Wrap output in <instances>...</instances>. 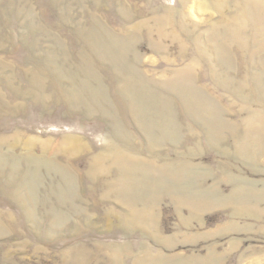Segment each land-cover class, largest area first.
Instances as JSON below:
<instances>
[{
  "label": "rangeland",
  "instance_id": "rangeland-1",
  "mask_svg": "<svg viewBox=\"0 0 264 264\" xmlns=\"http://www.w3.org/2000/svg\"><path fill=\"white\" fill-rule=\"evenodd\" d=\"M0 264H264V0H0Z\"/></svg>",
  "mask_w": 264,
  "mask_h": 264
},
{
  "label": "bare ground",
  "instance_id": "bare-ground-1",
  "mask_svg": "<svg viewBox=\"0 0 264 264\" xmlns=\"http://www.w3.org/2000/svg\"><path fill=\"white\" fill-rule=\"evenodd\" d=\"M256 3H259V2H255L254 4H256ZM136 28H138V26H136L135 27V29ZM96 56V55H95ZM76 57V56H75ZM89 57V56H88ZM71 58V57H70ZM77 58V57H76ZM86 58V57H85ZM78 59V58H77ZM90 59V58H89ZM99 59V58H98ZM71 60V59H70ZM82 60V59H81ZM93 60V59H92ZM91 60V61H92ZM144 60V59H143ZM89 62V61H88ZM94 62V61H93ZM144 62V61H143ZM146 63V62H145ZM144 63V64H145ZM90 64V63H89ZM104 64V63H103ZM99 65V64H98ZM145 65H147V63L145 64ZM94 67V66H93ZM145 67V66H144ZM105 70V69H104ZM106 72V71H105ZM104 72V73H105ZM84 73V72H83ZM113 74V73H112ZM136 77V76H135ZM115 81H116V79H115ZM119 81V80H118ZM134 84L137 82V81H132ZM128 83V84H127ZM126 83V86H119V87H121L122 89H129V87H134V88H138L139 87V85H134V86H129L130 85V81L129 82H127ZM115 85H116V83H115ZM119 85V84H118ZM117 153V152H116ZM114 158L116 159V160H120V155L119 154H116L115 156H114ZM100 161V160H99ZM98 161V162H99ZM100 162H102V161H100ZM107 162V161H106ZM116 162V161H115ZM95 163H96V161H95ZM100 164H102V163H100ZM104 164H105V162H104ZM98 165V164H97ZM109 165V164H108ZM94 166V165H93ZM104 167V166H103ZM96 168H97V166H96ZM98 168H102V167H98ZM91 171V170H90ZM99 171V170H98ZM91 173V172H90ZM99 174V173H98ZM98 176H100V175H98ZM93 178H94V175H93ZM95 179V178H94ZM106 180V179H105ZM112 183H114V182H112ZM108 184V183H107ZM107 186V185H106ZM110 186V185H109ZM114 191V190H113Z\"/></svg>",
  "mask_w": 264,
  "mask_h": 264
}]
</instances>
